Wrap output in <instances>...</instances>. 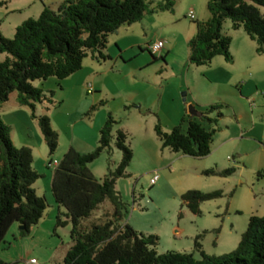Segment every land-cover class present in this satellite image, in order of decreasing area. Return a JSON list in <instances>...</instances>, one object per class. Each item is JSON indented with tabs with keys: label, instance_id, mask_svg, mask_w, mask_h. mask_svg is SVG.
Instances as JSON below:
<instances>
[{
	"label": "rangeland",
	"instance_id": "obj_1",
	"mask_svg": "<svg viewBox=\"0 0 264 264\" xmlns=\"http://www.w3.org/2000/svg\"><path fill=\"white\" fill-rule=\"evenodd\" d=\"M3 1L6 5L0 7V33L5 39H12L15 28L27 19H36L43 6L56 10L64 0ZM147 1L152 2V7L160 2ZM173 2L172 12L145 14L132 25L131 44L136 46L124 53L127 58H116L113 33L108 36L104 50L108 58L94 60L90 68L82 66L72 81L48 78L33 83L46 97L35 105L34 115L48 116L58 134V148L53 155H49L37 118L31 117L29 108L18 105L16 92L5 105L0 104V116L11 129L14 146L31 149L32 167L41 175L34 187L40 195L45 193L48 212H52L48 202L52 200L50 183L55 167L52 163L62 158L71 138L85 151L81 154L93 152L99 131L111 116L116 125L110 149L88 167L97 179H102L107 171H114L122 157L115 147V133L121 130L126 134L133 158L126 169L127 176L115 183L127 210L120 224H128L139 234L156 236L158 254L193 253L199 259L200 254L194 250L197 239L206 255L221 256L236 249L251 215H263L259 206L264 201V116L258 109L259 99H264V54H256V44L243 30H233L231 21L226 20L222 33L231 38L232 63L218 56L208 66L191 65L187 42L196 33L195 22L201 21L199 17L209 18L206 0ZM257 8L264 15V8ZM190 11L194 20L188 17ZM158 40H169L173 50L166 56L151 54L147 47ZM4 57L0 55V61ZM90 60L87 57L83 61L90 63ZM189 83L191 93L203 102L197 107L198 112L212 104L222 105L223 117L212 127L216 132L211 152L203 158L163 148L154 131L158 125L168 133L179 124L175 115L177 104L192 105L188 104ZM250 99L254 100L255 108L250 106ZM92 128L98 130V135L88 146L87 130ZM228 168L235 171L226 178L203 174L209 169ZM155 175L158 180L151 186L150 180ZM189 190L219 191L222 197L203 202L197 216L181 201V195ZM53 204V222L46 218L42 226H33L24 236L19 224L10 227L0 245L1 261L22 264L35 259L37 264H63L70 246V226L56 227L59 212L58 205ZM111 211L106 201L85 224L102 223Z\"/></svg>",
	"mask_w": 264,
	"mask_h": 264
},
{
	"label": "trees",
	"instance_id": "obj_2",
	"mask_svg": "<svg viewBox=\"0 0 264 264\" xmlns=\"http://www.w3.org/2000/svg\"><path fill=\"white\" fill-rule=\"evenodd\" d=\"M173 4V0H160L155 7L147 0H64L56 10L43 6L36 19H27L15 28L12 39L0 33V55H5L0 61V104L16 92L18 105L29 108L31 117L37 118L49 155H53L58 148V134L48 116L34 115L35 105L46 97L33 83L48 78L64 80L78 72L87 57L105 60L109 35L141 21L145 14L172 12ZM4 5L6 2L0 0V7ZM257 7L264 8V0H206L209 18L195 22L196 33L187 42L189 63L208 66L218 56L232 63L231 38L222 33L226 20L231 21L233 30H243L256 44V54L263 55L264 15ZM221 109V104H212L199 111L198 117L185 115L168 133L156 125L155 134L162 147L174 153L206 157L216 132L212 127L223 117ZM114 125L116 121L108 116L93 152L81 154L69 147L53 169L50 193L54 203L64 210L56 217V227L70 226V246L63 264H264V217L251 215L236 249L221 256L206 255L196 239L194 250L200 254L199 259L193 253L158 254L156 236H145L128 224L121 225L127 210L115 183L127 176L133 158L126 134L121 130L115 133V147L122 157L114 171L97 179L88 167L110 149ZM10 133L0 116V245L14 223L22 227V236L27 235L48 208L45 197L38 196L34 189L41 175L32 167L31 149L15 147ZM234 171L209 169L203 174L226 178ZM221 197L219 191L189 190L181 195V201L199 216L203 202ZM106 201L112 207L110 216L102 223L86 225ZM0 264L7 263L0 260Z\"/></svg>",
	"mask_w": 264,
	"mask_h": 264
},
{
	"label": "crops",
	"instance_id": "obj_3",
	"mask_svg": "<svg viewBox=\"0 0 264 264\" xmlns=\"http://www.w3.org/2000/svg\"><path fill=\"white\" fill-rule=\"evenodd\" d=\"M60 2H61V0H59ZM154 1V0H153ZM200 18V20L201 21H204V20H207L208 19V16H206V15H202V16H200L199 17ZM133 25V24H132ZM132 25H130V26H123L124 27V30H120L122 27H120L116 32H115V34H113V35H115L114 37L115 38H113V43H114V46L117 48V51H115V52H117V55H116V58L117 59H125V58H127L125 55H124V53L125 52H127V51H129V50H131V49H134V47L136 46V44H131V29H133L132 27ZM125 27H127V28H125ZM130 38V39H129ZM109 39V38H108ZM127 40H130V42H128V43H125V41H127ZM168 42H165V46H166V44H168L169 46L165 49H163L162 50V52H161V56L162 55H164V56H166L167 54H169L172 50H173V47L171 46V44H170V42H169V40H167ZM187 41H188V39H187ZM245 41V40H244ZM109 43V42H108ZM245 43V42H244ZM108 56H111L110 55V53H109V55ZM86 61V60H85ZM85 61H83V63H82V66L84 67V69L85 68H90V67H93V63H94V60H90V63L88 62V63H86ZM92 64V65H91ZM77 73H74L73 75H71L70 77H68V78H66V80L65 81H72V79H75V77H77ZM190 85H191V83H189L188 84V86L186 87L187 88V90H188V94H190V98L188 99V104H192V105H194L195 106V108L197 109V107H199V106H201V104H203V102L199 99V98H197V96L194 94V93H191V89H190ZM241 86L243 85V86H245L246 84L245 83H241L240 84ZM183 88V87H182ZM249 101V100H248ZM3 105H5V104H3ZM259 109H258V112H259V114H261V115H263L264 116V99L263 98H261V99H259ZM188 105L187 104H185V108L184 107H182V105H180L179 103L177 104V106H176V109H175V115H176V123H178V122H180L179 120H181L185 115H188V112H187V107ZM87 132H88V135H89V140H87V142H88V146H91V141L93 142V140L95 139V138H97V135H98V130H95V128H92V129H89V130H87ZM70 147H72L74 150H76L78 153H83V152H85V151H81V150H83V149H81L82 147H80V145H78V144H75L74 143V138H71V145H70ZM51 178H52V175H51ZM34 189H35V187H34ZM36 191V190H35ZM36 194L38 195V196H46L45 195V193H42V195H40L37 191H36ZM48 202H50L49 204H51V208H52V212H48V211H45L44 212V214H43V216H42V218L40 219V221L38 222V224H37V227H39V226H42L44 223H45V220L44 219H46V218H48L50 221H52L53 222V206L52 205H54L53 203H54V201H53V199L52 200H50V201H48ZM260 207V210H262L261 212H262V214L263 215H258L259 217H264V201H263V203H262V205L261 206H259ZM58 212H59V214H62V213H64V210L62 209V208H60V207H58ZM251 213L250 214H253L252 213V211H250ZM256 212H259V211H256ZM257 214H259V213H257ZM64 220H65V218H64Z\"/></svg>",
	"mask_w": 264,
	"mask_h": 264
},
{
	"label": "built area",
	"instance_id": "obj_4",
	"mask_svg": "<svg viewBox=\"0 0 264 264\" xmlns=\"http://www.w3.org/2000/svg\"><path fill=\"white\" fill-rule=\"evenodd\" d=\"M188 17L191 20L195 19V16H194L192 11L189 12ZM164 48H165V42L163 40H158L155 43L148 45L147 50L151 54L156 55V54L161 53ZM88 91H90V89ZM249 103H250V106L252 108H255V102L253 99H250ZM262 146H264V143H262ZM57 164L58 163H56V162L52 163V165H54V166H56ZM157 180H158V176L157 175L153 176V178H151V180H150V185L151 186L155 185ZM22 264H37V261L35 259H30L28 261L23 262Z\"/></svg>",
	"mask_w": 264,
	"mask_h": 264
},
{
	"label": "water",
	"instance_id": "obj_5",
	"mask_svg": "<svg viewBox=\"0 0 264 264\" xmlns=\"http://www.w3.org/2000/svg\"><path fill=\"white\" fill-rule=\"evenodd\" d=\"M183 100L185 101V99H183ZM187 112H188L189 116H192V117H198L199 116L198 111L196 110L194 105H188ZM21 229H22V227H21Z\"/></svg>",
	"mask_w": 264,
	"mask_h": 264
}]
</instances>
